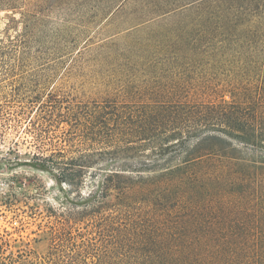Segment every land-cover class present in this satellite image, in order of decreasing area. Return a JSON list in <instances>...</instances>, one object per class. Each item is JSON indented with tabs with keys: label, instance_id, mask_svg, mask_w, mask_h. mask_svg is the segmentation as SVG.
<instances>
[{
	"label": "trees",
	"instance_id": "trees-1",
	"mask_svg": "<svg viewBox=\"0 0 264 264\" xmlns=\"http://www.w3.org/2000/svg\"><path fill=\"white\" fill-rule=\"evenodd\" d=\"M197 1L206 53L233 65L230 96H152L144 85L59 111L75 172L104 173L90 195L112 200L91 230L53 232L46 264H264V0ZM22 15L26 47L42 18Z\"/></svg>",
	"mask_w": 264,
	"mask_h": 264
},
{
	"label": "rangeland",
	"instance_id": "rangeland-1",
	"mask_svg": "<svg viewBox=\"0 0 264 264\" xmlns=\"http://www.w3.org/2000/svg\"><path fill=\"white\" fill-rule=\"evenodd\" d=\"M197 2L0 3V264H46L53 232L91 230L112 200L90 195L104 173L93 180L95 169L75 172L78 152L63 139L70 126L59 111L76 100H121L144 85L152 96H230L233 65L206 53ZM27 12L42 22L21 47Z\"/></svg>",
	"mask_w": 264,
	"mask_h": 264
}]
</instances>
